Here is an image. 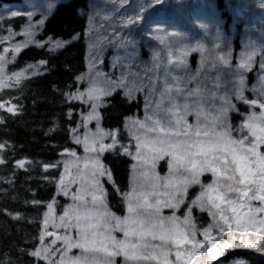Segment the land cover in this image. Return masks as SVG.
Instances as JSON below:
<instances>
[{
    "label": "snow or ice",
    "instance_id": "snow-or-ice-1",
    "mask_svg": "<svg viewBox=\"0 0 264 264\" xmlns=\"http://www.w3.org/2000/svg\"><path fill=\"white\" fill-rule=\"evenodd\" d=\"M162 3H165V0H152L154 5ZM146 8L141 5L135 14L126 19L122 17L118 22L119 25L123 27L139 25L143 21ZM21 15L16 12L12 16ZM27 19L31 22L33 17L28 15ZM43 24L44 21H40L36 25L29 24L24 32V35L30 38L29 42L34 39L36 30ZM112 27L114 30L112 40H117L119 39L115 33L117 24L114 23ZM170 35L172 37L179 36L176 32H172ZM64 43L59 40L51 43L49 51L63 48ZM121 44L134 47V43L130 39L122 40ZM19 47L17 46L16 50ZM216 47L220 48V44H217ZM193 50L202 51L203 49ZM230 55L229 52L228 56L230 57ZM252 55H247L246 60H242L241 67H250ZM220 59L224 63L228 62L224 57H220ZM4 61V56H0V82L3 81L5 74ZM102 63L103 61L95 52L90 53L89 72L87 73L88 87L84 91L77 89L75 93H69L67 97L70 100H79L83 104L90 105L91 111L83 116L84 127L87 129V124L95 120L97 129L95 132L86 130L83 138L74 137L75 143L83 145L86 153L84 157H78L74 150L68 152V156L72 159L65 162L64 173L60 177L58 187L63 195L69 196L72 185H80L76 192L70 195L72 203L64 208L63 216L56 217L54 215V201L47 205L48 211L44 213L45 231L41 233V241L45 235L52 234L47 231L48 227L66 230L63 236L57 237L63 241L64 249L63 255L55 264H116L118 256L124 258V264H143V262L155 258L153 252L158 247L163 251L162 245H154L151 243L152 240L160 239L163 243L173 238L177 248L175 252L177 264H191L194 258L199 262L210 259L212 264L214 257L223 256L226 253L230 243L237 249H253L257 253H264V242L257 247L246 239H232L238 234L247 237L259 232L262 235L257 239L264 241V217L258 216L259 213H264V206L255 209L250 206L251 201L255 199H259L261 205H264V154L258 151L261 146H264V111L259 114L253 112L247 122L237 129L241 132L239 139L234 140L229 135L225 140H217L215 138L216 124L225 117L229 120V113L235 110L231 98L227 95L217 98L213 93L212 99H218L219 105H213L215 115L209 117L204 114V109L201 106L188 101V97L199 94L198 89L196 92L185 94L177 86L175 88L176 95H172L173 89L167 84V78H165V91L160 93V99L155 104V108H152V100L146 98L144 118L132 120L131 136L135 141V150L130 151L127 146H120L123 154L137 161L141 169L145 165L148 166L155 182L152 184L150 192H144L134 184L132 190L125 194L129 215L123 218L117 217L107 209L105 201L100 199L105 195L100 178L108 171L106 166L101 163L100 155L106 150L115 151L118 141L115 139L114 132H106L100 127L98 109L104 105L106 97L112 95L116 88L123 86L125 78L121 76L118 80L113 79L109 73L102 70L100 67ZM45 64V61H41L39 66L30 65L29 67L33 69L32 74H40L41 68ZM16 75L19 77L20 74ZM84 79L83 76L77 77L79 82H83ZM152 89L155 92L154 86ZM132 91L134 90H127L126 94L131 96ZM244 91L245 82L241 77L238 90L234 93L236 99L245 104H251L253 107L258 106L264 109V81L261 82V86L257 90V99L249 101L244 95ZM181 95L185 96L183 103L179 100ZM165 101H167V106ZM192 114L196 115L195 126L187 122V117ZM70 115L71 113H69ZM202 115L204 119H210L211 127L209 125L201 128ZM245 128L255 137L254 141L243 134ZM229 129H232L230 123ZM201 132L204 133L203 137H201ZM109 138H111V143H105V140ZM246 143L250 144V147H246ZM164 156L172 157L168 163L169 177L164 179L167 181L166 186L173 187L174 191L169 194L166 201L157 198L153 205H149L148 196H159L161 178L155 174V169L157 162ZM197 157H199L198 162ZM3 163L4 160L0 158V164ZM81 164H83V168H81ZM137 164L132 165L134 171L137 169ZM19 166L23 167L24 161H20ZM253 167L256 169L255 172H253ZM72 168L76 169L75 174H71ZM207 172H210L215 179L205 186L201 182V176ZM237 172L239 179H237ZM173 173H187V175H180L174 181ZM221 173L224 174V178L221 177ZM142 174L147 175L148 173L143 172ZM65 176H70L67 183H65ZM108 178L111 180L110 175ZM225 180L228 182L225 183ZM197 184L203 190L200 196L192 201V205L199 207L203 212L206 210L205 205L210 203L211 207L207 210L214 221L212 225L204 229L203 241L196 239L197 231L192 221L191 208L188 209L182 222H179V217L175 215L164 217L161 214L165 207L178 210L184 204L187 189L191 185ZM240 185H244V188L242 189ZM249 191L252 193L251 196H249ZM230 193L236 195L232 196ZM89 195L92 197L91 201L87 199ZM204 197H207V200H203ZM225 200H227V205L222 206ZM246 206H248V211H242ZM150 208L153 210L150 211ZM213 209H217V211H213ZM229 209L232 213L231 216L227 214ZM179 224L187 227L182 230ZM213 228L217 230V235L212 234ZM73 229L76 233L75 239L71 234ZM116 232H122L124 239H118L114 235ZM190 240V248L181 252L180 246L188 244ZM225 241L228 243L225 244ZM54 243L55 241H53ZM72 248L81 249V255L69 257L67 254ZM52 251L50 245H42L31 255L37 259L47 260L48 264H54L49 258ZM90 253H102L103 255H86ZM163 255L165 264H167L166 257L169 253L163 251ZM222 264H226V262H222Z\"/></svg>",
    "mask_w": 264,
    "mask_h": 264
},
{
    "label": "trees",
    "instance_id": "trees-1",
    "mask_svg": "<svg viewBox=\"0 0 264 264\" xmlns=\"http://www.w3.org/2000/svg\"><path fill=\"white\" fill-rule=\"evenodd\" d=\"M19 1L0 0V6L19 3ZM169 1L174 2V0ZM212 1L219 12L217 14L210 12L212 17L208 18V22L220 33L221 48L228 43L232 44V49H227L225 52L231 53L229 60L235 67L239 51L243 43L248 41L247 36L251 33V25L248 23L251 15L245 20H235L234 24L230 23L226 18V14L229 13L224 12L221 0ZM89 4L90 0H66L60 3L45 22L38 40H72L73 42L55 52L49 51L46 46H28L23 49L15 56L9 71H17L29 64L45 61L43 72L23 79L11 88L0 90V145H3L0 147V158L4 160V163L0 164V264L5 262L48 264L34 258L31 253L36 251L42 242L40 236L47 205L54 201V209L60 214L68 203L66 197L58 194V181L61 176L59 162L68 156L69 151L74 150L76 153L80 151L74 144L73 137L81 127L80 115L86 113L87 107L69 101L67 95L84 88L79 84L77 77L84 74L89 67L87 54L89 43L86 39ZM209 4L207 1L206 5ZM191 6L189 5L182 14L187 17L189 25L194 26L189 12ZM251 8L254 13L255 4L251 5ZM25 24L24 16L4 19L0 24V38L9 33H17ZM261 24L264 27V21ZM188 27L180 26V29L185 32ZM253 33L255 32L251 34ZM205 38L206 43L212 48L211 52L207 55L199 53L185 58L187 71L182 75L180 82H177L176 87L179 86L184 93L191 88L198 89L205 99L207 108L219 104L218 99H212L213 93L217 98L229 96L235 105V110L229 113V120L226 119L223 124L229 127L230 123L235 136L236 129L246 122L247 117L253 112L259 114L261 109L236 99L234 93L237 88L233 75L222 65L224 61L220 57L223 56H214L221 54L220 48L217 47L214 52L213 44L216 43L214 34L205 35ZM259 58L260 60L255 62L254 70L248 75L247 89H250L255 81L256 70L261 68V56ZM197 60L200 61L197 66L199 75L189 81L192 77L190 72L197 64ZM173 95H176L175 89ZM250 95V90H247L245 92L247 99ZM147 97L148 95L143 97L140 94L128 98L124 91H117L105 99L104 105L98 110L100 127L106 132L116 133L115 139L118 141L115 151L106 150L100 155L101 163L106 166L111 176L109 182L106 178H101L105 193L102 198L107 209L121 218L127 214L128 201L125 194L132 190V165L136 164V161L124 155L120 146L125 145L130 151L135 150L125 125L130 120L144 118ZM90 129H97V123L92 124ZM107 143H111V138ZM258 151L264 154V146ZM20 161H24L23 167L19 166ZM168 163L167 158L157 162L155 169L157 175L168 174ZM205 178L207 182L214 180L209 174L201 179ZM227 182L225 180V183ZM240 187L244 188L242 185ZM195 191L196 187H193L189 193L187 192L184 204L178 211L176 210L175 216L182 222L188 209L191 208L192 221L197 234L201 235L204 229L212 225L213 219L208 210L202 212L198 211L196 206L187 205L191 202V195ZM230 195L236 194L230 193ZM36 201L39 203H35ZM164 214H167L166 210ZM215 234L217 233H213ZM259 236L261 235L257 233L247 237L238 234L232 239H246L259 247L264 242L257 239ZM224 243L227 244L228 241ZM220 257L225 259L226 264H234L236 260L242 259L246 264H264V253H257L253 249H237L232 245ZM203 262L193 264H211L209 260Z\"/></svg>",
    "mask_w": 264,
    "mask_h": 264
},
{
    "label": "rangeland",
    "instance_id": "rangeland-1",
    "mask_svg": "<svg viewBox=\"0 0 264 264\" xmlns=\"http://www.w3.org/2000/svg\"><path fill=\"white\" fill-rule=\"evenodd\" d=\"M64 1L66 0H21V2L17 4L3 5V8L0 9V22L5 17L12 16L13 13L16 12H19L26 17V25L24 26L23 30L15 36L6 35L4 37L5 43H0V56H4L5 58V61L3 62L5 74L3 81L0 82V90L11 88L18 81L24 78L25 79L29 78V76L33 75L32 74L33 69L31 67H24L20 70L10 72L9 66L12 64V60L15 57V55H17L23 48L27 46L41 47L40 45L45 44V43H41L38 40L37 33L39 31L40 34L45 22L52 16L58 5ZM207 1L210 3L209 5H206ZM185 2L186 0H174L175 5L180 8L184 5ZM221 2H222L221 6L223 7L224 12L231 14V16H229V14H226V18L229 19L230 23L234 24L235 20H239V21L245 20L246 17H249L251 15L249 17L248 23H250L251 25L250 28L251 33L252 32L255 33L248 34L247 36L248 41L246 43H243L242 48L240 49L239 54L237 56L235 67H233V65L229 60L231 57H229L228 53L225 52L227 49H232L231 43H228L226 46H223L222 48L220 47L219 51H221L220 52L221 54H214V56L217 57L218 55H222L224 58L228 60L227 63H222V65L226 68L227 72H231V74L233 75L234 80L236 82L237 90H238L239 80L241 77H243L245 82L244 95L247 90H250L251 95L248 97V100L251 101L253 99H257L258 98L257 90L260 88L261 82L264 81V67H262V65H264V27L263 24H261L264 21V0H221ZM189 3L192 5L191 6L192 9L189 12L193 17L195 24H197L199 28L203 29L204 32L207 34L208 31H210L214 27L208 22L209 20L208 18L212 17V15L209 13L212 12L217 14L219 12V9L216 7L215 3L212 0H189ZM170 4L171 2L169 0H165V3L157 4V5L152 4V0H90L89 10L87 11L88 16L90 17L87 18V24L89 27V30L87 32V43H89L87 50L88 63H89L90 53L95 52L96 55L99 57V59L103 61L100 67L104 72L109 73L111 77L116 80H118L121 76L125 78L123 86L116 88L114 92L118 90L121 91L124 88L123 90L124 94L128 98H133L140 94L143 97L148 95L147 98L151 99L153 102L152 104L153 109L155 108V104L159 102L160 93L165 91V78H167V84L174 90L176 88L177 82H180L182 75H184V73L187 71V66H186L187 64H184V59L189 58L191 55L194 56L199 53L203 55H207L208 53L211 52L212 49L204 40H202L201 37H195V33L193 29H189L187 33L179 32V28H180L179 20H182L185 17L179 18L178 16H185V15L179 13V9H177V7L173 9L175 13L167 12V10L170 8ZM254 4H255V12L253 13L251 10L252 9L251 5ZM141 5H144L147 8L144 11L143 21H141L139 25H132L128 27H123L119 25L118 22L121 20L122 17L126 19L128 16L135 14L136 12L139 11ZM175 14L177 15V17L173 16ZM28 15H31L33 17V20L31 22L28 21L27 19ZM40 21H44V24L39 26V28L36 30L34 39H32V41L29 42L30 38L24 35L25 30L28 28L30 23L36 25ZM114 23L117 24V27L115 29V33L119 37V39L117 40H112V35L114 31L112 25ZM187 25L191 27L189 25V22L187 23ZM215 31L217 30L214 29V33ZM172 32L178 33L179 36L172 37L170 35V33ZM220 36H221L220 33L217 31L216 34L217 43H215L216 45L222 44L220 43ZM124 39L132 40L134 43V47L128 45H122L121 41ZM62 42H65L64 43V47H65L73 41L68 40ZM215 44H213L215 48L214 52L216 51ZM17 46H20L18 50H16ZM50 46L51 43H48L47 48H50ZM199 48H202L203 50L202 51L193 50ZM60 49H56L54 51H58ZM253 53L254 55H252ZM247 55H252L250 67H241V62L242 60H246ZM260 56H261V63H260L261 68L258 69V71L256 70L257 75L255 81L251 85L250 89H247L246 82L248 75L254 70L255 62L258 59L260 60L259 58ZM199 63L200 61L197 60V64L195 65L196 68L194 67L190 72L192 74V77L189 78V81L190 79H193L199 75V70L197 69ZM40 64L41 63L33 66H39ZM43 67L41 68L40 73L43 72L42 71ZM88 72H89V68L87 72H85L82 75L83 77H85L84 81L79 82L84 86V88L80 91H84L88 87V83H87ZM16 74H20L19 77H17ZM101 86L103 85L101 84ZM152 86L155 87V92H153ZM127 90H134L132 91L131 96L126 94ZM196 90H197L196 88H191L190 92H196ZM108 97H106L105 99H107ZM184 99H185L184 95L182 97L181 96L179 97L181 103L184 102ZM73 101H78L82 103L79 100H73ZM188 101L189 103H196L199 106H201L204 109L205 115L209 117L215 115L213 107L212 108L206 107L205 99L203 98L200 91L198 95H193L188 97ZM83 105L87 106L88 108L85 114L84 113L81 114V119L83 122L82 129L80 131H77L74 134V137L79 136L80 138H83V135L86 130H90L91 132L96 131V129L94 130L90 129L92 123L96 122L95 120H92L90 123H88L87 129H85L82 115H86L88 112H90L91 107L88 104H83ZM165 105L167 106V101H165ZM218 105L219 104H217L216 106ZM261 111H264V109H261ZM226 119L227 117H225L219 123L216 124L215 138L217 140H225L230 135L231 138L234 140L239 139L241 136V132L238 133L237 131V135L233 136L234 131L229 129V127L223 124L226 121ZM247 120L248 117L246 119V122ZM187 122L188 124L195 126L197 123L196 115L195 114L189 115L187 117ZM209 125H210V119L206 120L202 115L201 128L208 127ZM131 127H132V120L126 123L125 128L127 130L128 137L132 141V146L134 147L135 141L132 139L131 136ZM209 127H211V125ZM243 134L246 135L250 140L252 141L255 140V137H253L246 128L244 129ZM203 136L204 133L201 132V137ZM108 140L109 139L105 140V143H107ZM73 141L75 143L74 138ZM75 144L80 147V153L77 154V156L84 157L86 153L84 152L83 145L77 143ZM246 147H250V144H248V146ZM163 158H167L168 161L172 159L171 156H164ZM71 159H72L71 157L67 156L66 158L60 160L59 162L60 170L62 169L61 175L64 173L65 162ZM198 160L199 157H197V162ZM135 163L137 164V161ZM81 168H83V164H81ZM167 169H168V174L157 175V173L155 172V174L161 178L159 181V185H160L159 196L158 197L148 196L147 199L149 205H153L156 202L157 198H159L161 201H166L169 198V194L174 191L173 187L166 186L167 181L164 178L169 177V172H170L169 167ZM255 170H256L255 167H253V172H255ZM70 172L71 174H75L76 169L72 168ZM143 172H147L148 174L143 175L142 174ZM206 174H209L211 178L215 179V177H213L210 172H207L203 175ZM180 175H187V173H173L172 179L175 181ZM236 175L239 177L238 172ZM103 177L106 178L108 182L111 181L108 178L109 177L108 172H106V174ZM221 177H224L223 173H221ZM101 178H100V184L102 185ZM69 179L70 176H65V183H67ZM131 181H133L132 187L135 184L138 189L144 192H150L151 186L155 182L151 171L148 169V166L145 165L144 168L141 169L138 164L136 171L133 170ZM201 182L205 186L212 183V182H205L203 180H201ZM79 186H80L79 184H73L69 196L63 195L60 191L58 192L60 196L63 195L67 198L66 200H68V203L62 208V212L60 214H58L54 209V215L56 217L63 216L64 208L72 203L70 199V195L72 193H75L77 188H79ZM242 186L244 187V185ZM193 187H196V191L193 192V194L191 195V202H188L187 204L190 205V207L193 206L192 201L195 200L198 196H200V193L203 190L201 189L200 185L197 184V185H191L187 189V192L189 193L190 189H192ZM251 194H252L251 191H249V196H251ZM87 199L91 201L92 197L89 195ZM100 199L103 198L100 197ZM203 200H207V197H204ZM226 205H227V200H225L224 205L222 206H226ZM250 206L255 209L262 207L264 205H261L259 199H255L251 201ZM205 207L206 210L207 208L211 207L210 203L206 204ZM197 209L198 211H200L199 207H197ZM149 210L151 211L153 209L150 208ZM165 210L167 211L166 215L164 214ZM177 211L172 208L165 207L162 209L161 214L164 217H169L175 215ZM213 211H217V209H213ZM242 211L245 212L248 211V206L243 208ZM227 214L229 216L232 215L230 209L228 210ZM128 215L129 213L127 211L126 216ZM258 216L264 217V213H259ZM213 223L214 221H212V224ZM179 226L181 227L182 230L186 228L183 224H179ZM220 227H223V225H220ZM44 231L45 229L43 225L42 232ZM47 231L52 234L44 236V239L39 245L38 249H40L42 245L43 246L50 245L53 251L52 253L49 254V258L55 264V262L59 261L61 256L63 255V249H64L63 241L57 239V237L63 236L66 230L64 228L48 227ZM215 232L217 233V230L213 228L212 234ZM71 234L75 239L76 238L75 229L71 230ZM257 234L262 235L259 232H257ZM114 235H116V237L120 240L124 239V235L122 232H116L114 233ZM196 239L203 241V234L201 235L197 234ZM53 241H55L54 244ZM151 243L158 246L162 245L163 251H167L169 253V255L166 257L167 264H177V260L175 256V252L177 248L174 243V238L168 239L163 243L160 239H155L152 240ZM230 245L231 243L229 244V247ZM190 246H191V240L189 241L188 244L181 245L180 251L183 252L185 249L190 248ZM163 251H161V248L158 247L156 251L153 252L155 258L150 261H145L143 262V264H165V256L163 255ZM67 255L69 257L79 256L81 255V249L72 248ZM86 255L102 256L103 254L90 253ZM39 260L48 262L45 259H39ZM206 260L211 261L210 259H206ZM213 260L214 261L212 264H216L218 261L221 260V257L220 256L214 257ZM195 262L204 263L203 260L199 262L198 259L194 258L191 264ZM116 264H124V258L122 256L116 257ZM234 264H246V261L243 259L236 260Z\"/></svg>",
    "mask_w": 264,
    "mask_h": 264
},
{
    "label": "bare ground",
    "instance_id": "bare-ground-1",
    "mask_svg": "<svg viewBox=\"0 0 264 264\" xmlns=\"http://www.w3.org/2000/svg\"><path fill=\"white\" fill-rule=\"evenodd\" d=\"M16 56V55H15ZM39 63H41V62H37V63H34V64H29V65H27V66H25V67H29L30 65H37V64H39ZM45 67V66H44ZM44 67H43V69H42V71L44 70ZM35 75H32V76H29V77H34ZM25 79V78H24ZM67 97H68V95H67ZM68 99V98H67ZM69 101H73V100H70V99H68ZM73 102H75V103H78V104H80V105H82L83 106V104L82 103H80V102H78V101H73ZM81 116V115H80ZM82 116H84V115H82Z\"/></svg>",
    "mask_w": 264,
    "mask_h": 264
}]
</instances>
